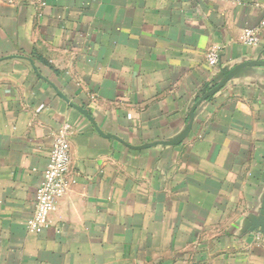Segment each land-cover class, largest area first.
Returning a JSON list of instances; mask_svg holds the SVG:
<instances>
[{
  "label": "crops",
  "instance_id": "crops-1",
  "mask_svg": "<svg viewBox=\"0 0 264 264\" xmlns=\"http://www.w3.org/2000/svg\"><path fill=\"white\" fill-rule=\"evenodd\" d=\"M263 18L264 0H0V264H264V28L241 41ZM65 125L66 192L29 233Z\"/></svg>",
  "mask_w": 264,
  "mask_h": 264
},
{
  "label": "built area",
  "instance_id": "built-area-1",
  "mask_svg": "<svg viewBox=\"0 0 264 264\" xmlns=\"http://www.w3.org/2000/svg\"><path fill=\"white\" fill-rule=\"evenodd\" d=\"M5 4L15 5L19 0H2ZM215 1V0H203ZM264 28V18L258 28H247L243 31L241 41L247 46L256 47L260 43V30ZM221 49L217 48L208 54V62L215 67L219 61ZM70 125H65L58 132L50 159L41 184L36 190L35 211L27 221L29 233L42 234L49 228V217L57 209L58 201L66 192V176L71 164L69 136Z\"/></svg>",
  "mask_w": 264,
  "mask_h": 264
},
{
  "label": "water",
  "instance_id": "water-1",
  "mask_svg": "<svg viewBox=\"0 0 264 264\" xmlns=\"http://www.w3.org/2000/svg\"><path fill=\"white\" fill-rule=\"evenodd\" d=\"M264 64V63H263ZM249 66H259V64L258 63H256V62H253V63H246V64H242V65H239L229 76H228V78L226 79V81L224 82V83H222V84H220V85H218L216 88H214L210 93H208V94H205V96H203V98H204V100H206V99H208L210 96H214L215 94H217L219 91H221L224 87H225V85L230 81V80H232L235 76H236V74L239 72V71H241V70H243V69H245V68H247V67H249ZM200 102H203V100H200ZM195 112V110L193 111V113Z\"/></svg>",
  "mask_w": 264,
  "mask_h": 264
}]
</instances>
